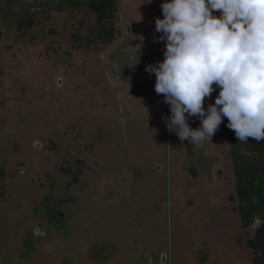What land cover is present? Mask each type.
Returning <instances> with one entry per match:
<instances>
[{
	"label": "rangeland",
	"instance_id": "1",
	"mask_svg": "<svg viewBox=\"0 0 264 264\" xmlns=\"http://www.w3.org/2000/svg\"><path fill=\"white\" fill-rule=\"evenodd\" d=\"M76 1L0 2V170L14 189L0 198V264H253L246 241L260 223L245 231L230 201L226 117L189 151L145 70L164 59L155 30L164 0H110L111 24L98 22L90 0ZM71 148L88 155L67 194L75 204L62 231L38 238L47 216L44 206L33 212L53 154Z\"/></svg>",
	"mask_w": 264,
	"mask_h": 264
},
{
	"label": "clouds",
	"instance_id": "2",
	"mask_svg": "<svg viewBox=\"0 0 264 264\" xmlns=\"http://www.w3.org/2000/svg\"><path fill=\"white\" fill-rule=\"evenodd\" d=\"M161 9L155 30L166 41L164 59L145 70L169 105V130L199 146L227 117L240 142L264 140V0H164Z\"/></svg>",
	"mask_w": 264,
	"mask_h": 264
},
{
	"label": "trees",
	"instance_id": "3",
	"mask_svg": "<svg viewBox=\"0 0 264 264\" xmlns=\"http://www.w3.org/2000/svg\"><path fill=\"white\" fill-rule=\"evenodd\" d=\"M1 2V0H0ZM75 2L76 0H70ZM88 6L95 12L99 23L110 22L116 14V5L110 0H90ZM61 5L58 6V9ZM219 16L220 12H214ZM113 36V31L100 36L101 39H108ZM2 33L0 32V39ZM198 119H189V125L194 128ZM228 119L226 117V126ZM231 146V159L233 171L236 178V194L231 195L230 201L239 202L234 208L241 217V224L245 231L251 229L255 223H260L254 235L246 243L253 251V264H264V140L257 142L252 137L247 143L240 142L235 132L228 127L225 128ZM189 151L194 146L187 141Z\"/></svg>",
	"mask_w": 264,
	"mask_h": 264
},
{
	"label": "flooded vegetation",
	"instance_id": "4",
	"mask_svg": "<svg viewBox=\"0 0 264 264\" xmlns=\"http://www.w3.org/2000/svg\"><path fill=\"white\" fill-rule=\"evenodd\" d=\"M113 21L117 22V20L115 19V16L110 22H106V23L111 24ZM56 151H59V149ZM59 152L53 154L54 156L53 163L55 161V164H54L55 171H53V175L47 172L46 176H48L49 179L46 180V183H45L46 189L42 188L41 193L38 196L39 203L33 212L35 217L38 218V216L40 215L41 207L44 206V209H45L44 212L46 213V216H47V219L45 220V222L40 223V225L35 226L34 230L32 231L33 236L36 234H37L36 236L39 235L38 238L41 235L48 236V233H47L48 230H59V231L63 230V227L65 226V213L67 212L66 210L69 209V206L73 208V205L75 204V202L73 201V199L75 200V198L69 199L67 197V194H70L68 191L72 187H75V186L80 187L78 185L79 179L81 177V174H83L87 169V156L88 155L82 154V156L81 155L79 156V154L73 151L72 148L68 150L66 154L67 156L63 155L62 153L59 154ZM69 173H71V176H72V178H70L71 179L70 181L69 179L67 180L63 177V176L69 175ZM9 174L10 173L7 172L6 170H2V169L0 170V198L1 199L6 198L9 192H11V195H13V190H14L13 185L5 183V180L7 179ZM53 178H56V179H53ZM12 180H13V176L11 175V182ZM30 181L34 183L36 182L35 179L30 180ZM19 186L24 187L23 184H20ZM61 187H63L64 190L67 191V193H65L64 195L63 193H61V190L59 189ZM83 188L86 189L85 187ZM83 188L81 189L83 190ZM39 233H41V235ZM25 248H26L25 249L26 251H29L28 252L29 255L31 253L33 254V252L35 253L36 251L32 244L27 245ZM163 262L165 263L166 260L164 259Z\"/></svg>",
	"mask_w": 264,
	"mask_h": 264
},
{
	"label": "water",
	"instance_id": "5",
	"mask_svg": "<svg viewBox=\"0 0 264 264\" xmlns=\"http://www.w3.org/2000/svg\"><path fill=\"white\" fill-rule=\"evenodd\" d=\"M151 77H152L153 79H156V77H155V74H154V73H152V74H151Z\"/></svg>",
	"mask_w": 264,
	"mask_h": 264
},
{
	"label": "built area",
	"instance_id": "6",
	"mask_svg": "<svg viewBox=\"0 0 264 264\" xmlns=\"http://www.w3.org/2000/svg\"><path fill=\"white\" fill-rule=\"evenodd\" d=\"M167 107H168V112L170 111V109H169V105L167 104ZM168 117H170V113H169V116Z\"/></svg>",
	"mask_w": 264,
	"mask_h": 264
},
{
	"label": "crops",
	"instance_id": "7",
	"mask_svg": "<svg viewBox=\"0 0 264 264\" xmlns=\"http://www.w3.org/2000/svg\"><path fill=\"white\" fill-rule=\"evenodd\" d=\"M168 116H169V112H168Z\"/></svg>",
	"mask_w": 264,
	"mask_h": 264
}]
</instances>
